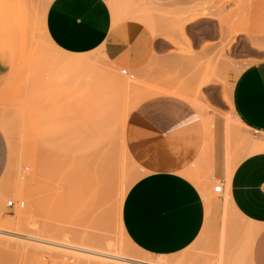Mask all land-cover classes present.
Instances as JSON below:
<instances>
[{
    "label": "rangeland",
    "instance_id": "1",
    "mask_svg": "<svg viewBox=\"0 0 264 264\" xmlns=\"http://www.w3.org/2000/svg\"><path fill=\"white\" fill-rule=\"evenodd\" d=\"M1 1L7 9L20 2L27 20L15 27L0 9V54L8 56L10 65L0 84V229L136 262L0 235V264H223L221 253L211 250L214 237L207 233L173 258L147 255L129 240L124 201L144 174L129 154L125 132L143 101L168 96L198 111L208 128L215 114L223 116L229 138L248 147L253 138L235 115L232 92L247 67L264 62V0H106L115 24L139 20L150 27L159 39L160 58L189 60L188 75L179 70L158 73L157 61L141 75L113 65L103 49L80 57L63 53L47 33L53 0ZM160 22L167 27L159 28ZM200 42L204 46L197 51ZM102 167L108 188L100 196ZM191 179L203 184L204 177L196 171ZM215 184H205L210 189L207 219L217 203L223 207L219 221L227 227L236 213L225 193L214 192ZM27 208L32 209L24 221L10 223ZM254 237L253 232L247 235V245ZM225 243L226 228L219 237L222 247Z\"/></svg>",
    "mask_w": 264,
    "mask_h": 264
},
{
    "label": "crops",
    "instance_id": "2",
    "mask_svg": "<svg viewBox=\"0 0 264 264\" xmlns=\"http://www.w3.org/2000/svg\"><path fill=\"white\" fill-rule=\"evenodd\" d=\"M163 1L170 4L173 0ZM161 23L159 28L167 27ZM46 26L53 44L66 54L103 49L113 65L141 75L155 61L158 73L179 70L188 75L191 70L190 61L183 57L160 58L159 39L145 23L126 20L115 24L106 0H53ZM203 46L200 42L197 51ZM8 59L0 54V84L9 74ZM232 103L243 131L253 138L248 147L242 140L229 138L223 116L215 114L208 128L198 111L176 98H149L131 114L126 146L144 175L129 190L122 217L127 237L141 252L178 257L207 233L214 237L211 250L221 253L223 264H236V260L264 264V153L248 155L256 143H262L255 140L264 138V62L240 74ZM196 171L203 175L204 185L191 179ZM210 181L223 184L222 194L226 192L238 214L229 219L227 227L219 221L223 207L217 203L207 219L204 192L210 195L205 186ZM225 228L227 243L222 247L219 237ZM250 232L255 237L247 245Z\"/></svg>",
    "mask_w": 264,
    "mask_h": 264
},
{
    "label": "bare ground",
    "instance_id": "3",
    "mask_svg": "<svg viewBox=\"0 0 264 264\" xmlns=\"http://www.w3.org/2000/svg\"><path fill=\"white\" fill-rule=\"evenodd\" d=\"M21 3H16L13 2L12 5L10 6V9H7L4 5V2H2L0 0V9L1 11H4L5 13V16L7 18H9V20H11L12 24L15 26V27H18L22 24H24L26 22V15H25V11L24 9L21 8ZM204 17H206L207 19H213L214 17H210L209 15H205ZM75 57H80V56H83V55H74ZM76 61L79 62V64H87L88 63V59L85 60V59H82V58H74ZM110 79H112V76L109 75ZM114 78V76H113ZM124 84V82H123ZM125 85L126 82H125ZM49 120V119H48ZM52 127V126H50ZM60 127V126H59ZM52 130L54 129V127L51 128ZM51 130V133H57L58 131V128L55 127V129L52 131ZM56 131V132H54ZM52 133V134H53ZM56 135V134H54ZM70 139V138H69ZM70 141H72V139H70ZM256 153H264V142H262L260 145L258 143H256L253 147H252V150L248 153V155H251V154H256ZM127 155V154H126ZM239 163V162H238ZM236 166V164H235ZM103 168V167H102ZM234 169V167H233ZM233 169L229 171V174L228 176L230 177L232 175V172H233ZM105 168L101 169L100 172H99V184L100 183H103L102 185L99 186V193H101L100 196L103 195V193H105V191H103L102 189L104 188H108V186H106V182L107 180L104 179L103 177V174L105 172ZM98 177V176H97ZM107 177V176H106ZM205 191V190H204ZM226 193V192H225ZM204 195L206 197V201L209 199V195L207 192H204ZM226 197V201L228 203V205L230 206V203H229V197L227 195H225ZM9 203L11 202H8V205ZM33 204V203H32ZM34 205H37L36 202L34 203ZM21 207L25 208V204L21 205ZM34 207V206H33ZM231 207V206H230ZM32 208H27L25 209L24 211L22 212H19L18 214H16L14 216V218L10 221L11 224H14L16 222H20V221H24L26 219V215L29 214L31 211ZM0 235L1 236H8V237H12V235H14L13 238H18L20 240H27V241H30V242H35L37 244H41V245H45V246H50V247H53V248H60V249H63V250H69L71 252H76V253H81V254H87V255H90V256H95V257H99V258H104V259H108V260H115V261H118V262H130V263H135L136 261L135 260H131V259H126V258H123L119 255H111V254H106V253H99V252H93V251H90V250H87V249H83V248H80L78 246H75V245H71V244H63V243H58L56 241H52V240H48V239H44V238H41V237H32V236H26L22 233H13L9 230H6V229H0ZM39 235V234H38ZM16 236V237H15ZM4 237V238H5ZM64 239H62L63 241ZM7 241V240H6ZM68 241V240H66ZM129 241V240H128ZM70 242V240H69ZM112 245V244H111ZM111 249V248H110ZM9 250V249H8ZM49 251V250H48ZM66 253V251H65ZM68 254V253H67ZM74 254V253H73ZM117 254V253H116ZM76 256V255H75ZM80 256V255H79ZM56 258V257H55ZM61 258V257H60ZM59 258V259H60ZM66 258V257H65ZM63 260V259H62ZM97 261V260H96ZM108 262V261H107ZM161 262V261H160ZM113 263V262H112ZM129 263V264H130ZM152 263V262H151ZM151 263H143V264H151ZM161 263H164V262H161ZM157 264V263H156Z\"/></svg>",
    "mask_w": 264,
    "mask_h": 264
},
{
    "label": "built area",
    "instance_id": "4",
    "mask_svg": "<svg viewBox=\"0 0 264 264\" xmlns=\"http://www.w3.org/2000/svg\"><path fill=\"white\" fill-rule=\"evenodd\" d=\"M123 75H128L127 74V71H123ZM131 77L133 78L134 76L133 75H131ZM223 184L221 183V182H219V183H217L215 186H214V192L215 193H220V194H222L223 193ZM8 207H15V205H14V203L13 202H11V203H9V205H8Z\"/></svg>",
    "mask_w": 264,
    "mask_h": 264
}]
</instances>
